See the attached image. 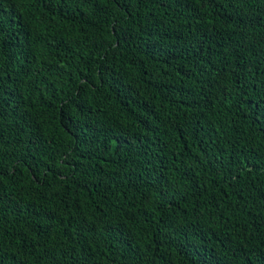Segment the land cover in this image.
<instances>
[{
  "label": "trees",
  "instance_id": "trees-1",
  "mask_svg": "<svg viewBox=\"0 0 264 264\" xmlns=\"http://www.w3.org/2000/svg\"><path fill=\"white\" fill-rule=\"evenodd\" d=\"M0 264H264V0H0Z\"/></svg>",
  "mask_w": 264,
  "mask_h": 264
}]
</instances>
